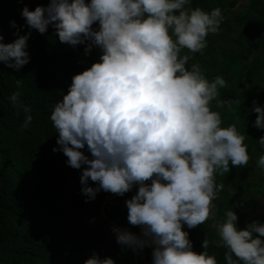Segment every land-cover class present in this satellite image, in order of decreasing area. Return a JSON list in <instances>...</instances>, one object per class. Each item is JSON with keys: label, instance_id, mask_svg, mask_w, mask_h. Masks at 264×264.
Here are the masks:
<instances>
[{"label": "clouds", "instance_id": "9594fccd", "mask_svg": "<svg viewBox=\"0 0 264 264\" xmlns=\"http://www.w3.org/2000/svg\"><path fill=\"white\" fill-rule=\"evenodd\" d=\"M190 5L191 0H51L22 9L27 34L13 20L17 38L4 43L0 35V62L16 71L30 62L31 29L43 34L51 25L62 43L87 42L85 54L101 49L99 61L74 75L54 106L50 119L60 147L53 151H62L74 169L86 166L80 177L85 202L101 190L122 196L139 185L126 207L140 235L118 227L113 232L118 244L133 251L152 247V264H217L208 254L209 240L197 254L182 226L192 229L214 217L213 201L223 189L216 173L250 159L245 135L235 124L222 127L220 113L211 107L226 81L221 76L209 81L199 64L181 54L207 47L206 38L223 22L222 10ZM16 83L19 87L21 80ZM19 96L9 97L13 107ZM20 106L25 129L33 117L30 107ZM252 111L258 114L254 126L264 130V106L254 102ZM257 143L264 148V136ZM85 146L91 158L81 151ZM257 166L264 170V154ZM224 215L213 227L220 237L214 243L227 249L226 264H264V223L239 229L232 208ZM85 264L115 261L93 255Z\"/></svg>", "mask_w": 264, "mask_h": 264}, {"label": "trees", "instance_id": "16d2710c", "mask_svg": "<svg viewBox=\"0 0 264 264\" xmlns=\"http://www.w3.org/2000/svg\"><path fill=\"white\" fill-rule=\"evenodd\" d=\"M50 2L0 0L3 42L17 38V28L10 21L21 28V35L29 31L21 16L25 6L34 10ZM237 5L242 11L232 12ZM190 7L222 10L223 22L218 32L206 38L207 47L196 53L184 49L181 54L191 57L190 64H199L209 81L216 76L226 81L211 107L220 113L222 127L235 124L245 135L250 157L245 166L230 163L229 172L216 173V183L223 184V189L213 201L215 216L192 229L185 225L197 254L205 250L202 241L207 238L208 254L217 264H226L227 249L214 243L220 237L213 227L223 222L225 212L230 208L236 212L239 229L253 221L264 223V210L260 209L264 170L257 166L259 155L264 154L257 140L264 130L254 126L258 114L252 111L254 102L264 106V0H191ZM93 28H98V22ZM252 28L257 37L251 34ZM86 44L60 42L50 25L43 34L31 29L26 49L31 59L19 71L0 62V264H85L94 250L102 259L111 257L115 264H152V247L133 251L118 244L113 232L118 227L140 235L141 226L128 222L124 206L138 187L122 196L101 190L95 199L85 202L80 177L86 166L74 169L62 151H53L60 147L50 119L54 106L67 94L72 77L98 62L102 54L99 47L85 54ZM17 79L21 80L19 87ZM14 92L20 93L16 107L9 100ZM20 105L30 107L33 117L25 129ZM81 151L91 158L87 146ZM89 186L96 187L97 182L89 180Z\"/></svg>", "mask_w": 264, "mask_h": 264}, {"label": "rangeland", "instance_id": "374dc122", "mask_svg": "<svg viewBox=\"0 0 264 264\" xmlns=\"http://www.w3.org/2000/svg\"><path fill=\"white\" fill-rule=\"evenodd\" d=\"M246 2L244 1L242 4H245ZM239 5V4H238ZM236 6L234 9H232V12H236V13H239L241 12L242 10L239 8V6ZM251 34L254 36V37H257L258 36V33H257V30L255 28H252L251 29ZM101 55V54H100ZM256 171L255 172H261L257 169H255ZM264 174V172H263ZM251 175H252V172H251ZM148 182H151L150 180L149 181H146L145 183H148ZM139 187V185H134L133 188L129 191V192H133L136 190V188ZM116 195V194H115ZM125 195V194H124ZM129 200V199H126L124 201V206L126 207V201ZM260 209L261 210H264V199H260Z\"/></svg>", "mask_w": 264, "mask_h": 264}, {"label": "water", "instance_id": "95a60500", "mask_svg": "<svg viewBox=\"0 0 264 264\" xmlns=\"http://www.w3.org/2000/svg\"><path fill=\"white\" fill-rule=\"evenodd\" d=\"M182 227H183V230L185 231V225H183ZM93 255H98V252L96 250H94Z\"/></svg>", "mask_w": 264, "mask_h": 264}]
</instances>
